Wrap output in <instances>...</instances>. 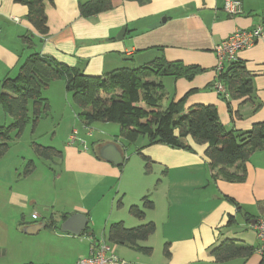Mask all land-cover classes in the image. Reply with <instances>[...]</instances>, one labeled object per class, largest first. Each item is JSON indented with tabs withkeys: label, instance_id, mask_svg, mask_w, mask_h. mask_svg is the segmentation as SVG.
Instances as JSON below:
<instances>
[{
	"label": "crops",
	"instance_id": "obj_1",
	"mask_svg": "<svg viewBox=\"0 0 264 264\" xmlns=\"http://www.w3.org/2000/svg\"><path fill=\"white\" fill-rule=\"evenodd\" d=\"M88 1L47 2L49 34L41 37L33 33L26 19V6L15 0H0V92L2 81L16 77L18 67L32 53L77 68L89 76H104L123 67H140L163 58L192 69L185 76L163 78L164 106L180 101L185 110L195 105L213 106L222 125L238 134L264 121V34L251 49L238 52L234 61L243 63L252 75L250 101L225 99L213 87L219 79L214 47L238 30L261 28L264 32V0H238L243 13L237 16L224 11L226 0H148L145 4L111 0V10L84 18L79 7ZM123 27L125 36L118 40ZM27 33L34 34L36 50L23 45L22 36ZM132 63L137 66H131ZM67 96L65 90L62 115L67 113ZM71 108L76 110L77 120L88 131V137L95 130L108 137H98L90 148L82 149L76 142L72 143L71 136V143L60 150L62 174L58 179L66 175L72 184L71 189L63 186V194L67 197L70 190H75L82 202L67 203L72 210L61 213L55 211L53 202L52 208L45 207L50 213L47 218L38 214L44 206L40 197L32 201V212L25 213L31 195L21 190L9 194V207L15 208L16 216L0 225V264H76L89 255L92 242L107 239L105 232L118 222L127 228L147 222L156 225L155 233L140 243L153 249L151 256L114 244L117 255L127 264H264V252L258 251L253 224L264 218V151L255 152L243 165L229 170L241 180L213 179L204 155L205 145L188 138L185 143L190 148L178 149L165 144L149 145L147 137L128 144L111 134L118 128L115 123L86 126L78 118L81 110L73 103ZM7 117L0 106V126ZM108 145L121 152V165L102 157L101 150ZM140 153L155 164L158 168L155 173H146ZM35 173L36 170L21 179V183L30 182ZM12 175L16 179L18 170ZM112 189L116 193L108 210H104L103 228L94 220L93 206ZM144 197H149L154 209L146 211L145 219L139 220L129 209L141 205ZM75 214L88 218L80 236L60 230L62 217ZM41 224L45 225L43 229L29 233ZM228 239L252 247L254 252L247 258L215 262L212 249ZM14 242L17 249L12 245ZM165 244H169V257L164 254Z\"/></svg>",
	"mask_w": 264,
	"mask_h": 264
},
{
	"label": "trees",
	"instance_id": "obj_2",
	"mask_svg": "<svg viewBox=\"0 0 264 264\" xmlns=\"http://www.w3.org/2000/svg\"><path fill=\"white\" fill-rule=\"evenodd\" d=\"M145 4L148 0H128ZM27 7L26 19L33 33L41 37L49 34L46 4L53 0H15ZM113 8L111 0H90L80 4L79 12L84 18L96 16ZM34 34L22 36L23 45L34 50ZM191 68L178 62H167L157 58L149 64L129 68L123 67L104 76L85 75L79 69L59 64L54 60L32 53L19 67L18 74L6 77L1 84L0 106L10 124L0 126V161L10 150L13 138H20L26 126L31 123L33 132L51 108L44 97V91L55 81H64L66 93L72 103L81 111L78 118L86 126L94 123H115L121 128L120 136L128 144H135L140 137H147L149 145L165 144L172 148L188 149L186 139L205 145L204 155L209 163L211 178L223 177L229 181L241 180L230 173V169L247 162L255 152L264 151V121L255 123L246 133L238 134L227 130L219 120L216 108L195 105L185 110L183 102H171L164 106L166 93L163 78L188 75ZM232 99L250 101L253 93L252 75L241 62L229 65L220 76ZM37 157L45 161L60 159L62 153L55 148L32 144ZM149 173L153 162L140 153ZM35 170L34 161H29L23 177ZM149 197L141 205L130 207V214L144 220L146 211L153 210ZM68 216L62 217L65 221ZM156 231L153 222L127 228L123 222L111 224L107 230L110 243L131 248L151 256V247H142ZM254 252L249 246L237 245L225 240L214 247L211 255L217 263L247 258ZM164 254L170 256L169 244Z\"/></svg>",
	"mask_w": 264,
	"mask_h": 264
},
{
	"label": "rangeland",
	"instance_id": "obj_3",
	"mask_svg": "<svg viewBox=\"0 0 264 264\" xmlns=\"http://www.w3.org/2000/svg\"><path fill=\"white\" fill-rule=\"evenodd\" d=\"M137 64L140 63L137 61ZM137 64L135 65L132 63L131 66H137ZM64 89L63 81L59 80L52 83L49 91L44 93V95H46L49 99L47 101L51 107L50 112L38 123L34 132L30 123L26 126L20 138H13L10 150L0 161V225L4 223L5 220H10L16 216L14 211L15 208L9 207L10 204L8 202V196L9 194L17 193L16 191L19 190L23 193L27 192L28 196L31 195L28 209L24 211L25 213L32 212V201L35 197H40L42 199L44 206L38 210V214H40L41 217H49L50 213L46 212L45 207L48 205L52 208L50 204L53 202L56 203L55 211L57 213L71 211L72 209L69 205L67 206V203L73 205L76 202H82L79 197H76L77 195L74 192L75 190H70V194H68L67 197L63 194V189L65 187L67 189H71L72 184L70 179L68 181L66 180V175H64L62 179H58L60 174H62L61 161L58 159L50 162L44 161L43 159L40 160L41 158L36 156L32 147V144L36 143L45 147H52L60 151L63 149L65 144L68 142L71 143L72 136L75 138L73 143L76 142V144H79L82 149H84V147L90 148L92 142L97 141L98 137L108 138L106 134L98 133L96 130L95 132L90 133L92 137L87 136L88 131L82 128L79 120H77V116L74 112L76 110L74 109L73 111L71 108L72 100L69 94L67 99L70 105H67L66 110L68 114L65 112L64 115H62L63 108L61 107L66 104V101H64L65 99H63V95L65 93ZM10 122L7 117V120L2 123L4 124L3 126H7ZM113 125H116L115 127L118 128L113 129L111 134H116V138L121 137L120 126L117 124ZM114 138L115 137L111 140L113 141ZM82 143L85 144V146H83ZM131 153L133 152L130 151V155ZM29 161H34L35 163L36 173L35 176H33L35 178H32L30 182L21 183L23 181L21 179H24L23 174ZM151 167V172L153 171L155 173L158 170L154 163ZM14 170H18L16 179H14L12 175ZM32 181L35 182L32 183ZM63 186L65 187L63 188ZM112 190V192L106 194L105 198L98 201L96 205L93 206L94 220L97 221L99 226L101 225L103 228L105 227V225L102 224L105 214L104 210H108V205L112 202L111 197L116 193L115 189ZM116 206H118L117 202ZM89 227H92V225ZM105 235H107V232H105ZM82 237L85 238L86 236L83 235ZM5 243L8 244V247L11 246L9 241H6ZM16 244L17 243L14 242L12 245L15 247ZM15 248L17 249L18 247L16 246Z\"/></svg>",
	"mask_w": 264,
	"mask_h": 264
},
{
	"label": "built area",
	"instance_id": "obj_4",
	"mask_svg": "<svg viewBox=\"0 0 264 264\" xmlns=\"http://www.w3.org/2000/svg\"><path fill=\"white\" fill-rule=\"evenodd\" d=\"M224 11L230 16H237L243 13L242 3L238 0H226ZM261 28L253 30H238L229 37L221 41L214 47L217 57L216 72L220 77L225 74L229 65L235 61L238 52L251 49L257 40L263 36ZM215 91L225 99H229L230 94L226 85L218 80L214 84ZM75 138L72 139V143ZM259 242L258 251L264 252V218L257 219L254 225ZM76 264H127L119 258L116 247L106 238L92 242L88 256L80 258Z\"/></svg>",
	"mask_w": 264,
	"mask_h": 264
},
{
	"label": "water",
	"instance_id": "obj_5",
	"mask_svg": "<svg viewBox=\"0 0 264 264\" xmlns=\"http://www.w3.org/2000/svg\"><path fill=\"white\" fill-rule=\"evenodd\" d=\"M126 33V28L123 27L120 32L117 35V39L121 40ZM101 155L104 159L114 163L115 165L119 166L123 162V157L119 149H117L114 145H108L105 148L101 150ZM256 221H253V224L255 225ZM88 224V218L83 214H75L70 217H68L61 225L60 230L63 233H69L74 236H80L84 230L86 229V226ZM44 224L35 226L32 230V232L29 233H35L41 229L44 228Z\"/></svg>",
	"mask_w": 264,
	"mask_h": 264
}]
</instances>
